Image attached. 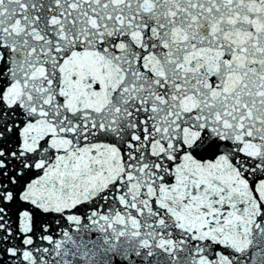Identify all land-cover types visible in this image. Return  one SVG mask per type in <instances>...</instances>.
I'll list each match as a JSON object with an SVG mask.
<instances>
[{
  "label": "snow or ice",
  "instance_id": "snow-or-ice-1",
  "mask_svg": "<svg viewBox=\"0 0 264 264\" xmlns=\"http://www.w3.org/2000/svg\"><path fill=\"white\" fill-rule=\"evenodd\" d=\"M0 264H264V0H0Z\"/></svg>",
  "mask_w": 264,
  "mask_h": 264
}]
</instances>
